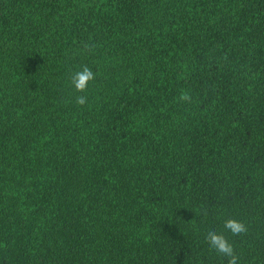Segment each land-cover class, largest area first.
<instances>
[{"label": "trees", "instance_id": "16d2710c", "mask_svg": "<svg viewBox=\"0 0 264 264\" xmlns=\"http://www.w3.org/2000/svg\"><path fill=\"white\" fill-rule=\"evenodd\" d=\"M209 231L264 264V0H0V264H227Z\"/></svg>", "mask_w": 264, "mask_h": 264}, {"label": "clouds", "instance_id": "9594fccd", "mask_svg": "<svg viewBox=\"0 0 264 264\" xmlns=\"http://www.w3.org/2000/svg\"><path fill=\"white\" fill-rule=\"evenodd\" d=\"M85 51H90L87 47ZM96 79L94 73L89 67L84 66L79 71L74 72L70 77V83L76 93H85L91 82ZM180 99L183 101H190V96L187 93H182ZM88 97L86 95H77L75 103L78 106L86 105ZM225 231L229 232L232 236L246 234L248 228L243 221L229 218L224 221L223 225ZM205 241L209 249L215 251L226 258L227 264H239V258L234 251L233 245L222 233L216 231H209L205 236Z\"/></svg>", "mask_w": 264, "mask_h": 264}]
</instances>
